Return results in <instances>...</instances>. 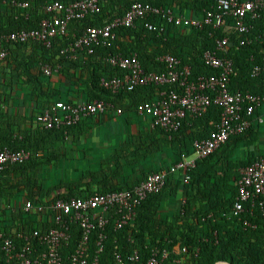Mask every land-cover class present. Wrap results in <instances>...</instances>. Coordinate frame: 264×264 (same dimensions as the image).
Returning <instances> with one entry per match:
<instances>
[{
  "label": "trees",
  "instance_id": "16d2710c",
  "mask_svg": "<svg viewBox=\"0 0 264 264\" xmlns=\"http://www.w3.org/2000/svg\"><path fill=\"white\" fill-rule=\"evenodd\" d=\"M54 1L0 0V37L39 29L43 20L55 15L45 9ZM60 1L68 4L72 0ZM136 2L201 19L217 0H99V14L70 21L68 36L54 38L50 48L36 41L8 43L0 39V52L7 51L0 63V149L31 153L29 161L0 172V234L20 247L25 244L21 235L32 239L34 232L43 234L55 227L50 219L52 213L25 212L27 202L36 207L49 206L58 200L132 190L148 176L170 170L184 157L189 158L194 143L208 139L220 121L221 109L213 104L201 116L187 114L176 133L153 127L152 118L139 114L140 106L160 100L163 93L175 87L150 85L133 91L121 88L114 93L103 86V80H124L127 71L112 66L110 57L135 54L146 72L162 74L166 67L160 58L170 55L182 66H189L191 80H195L216 74L204 64L203 55L216 47V40L227 37L228 57L234 62L230 89L264 97V77L251 75L255 66L264 63V45L255 41L264 33V16L249 20L253 28L246 35L224 29L213 32L207 25L201 29L178 27L152 16L135 27L118 29L111 45L95 47L92 54L70 52L71 44L84 31L123 16ZM15 3L29 6L21 8ZM148 22L157 30L149 31L145 27ZM241 40L252 43L241 46ZM46 66L52 69L50 76L44 73ZM96 100L112 105L107 114L84 118L76 126L50 130L39 121L40 115L59 101L76 105ZM244 117L247 118L245 113ZM118 118H122L120 123ZM249 121L251 125L245 133L231 137L211 156L197 160L194 168L170 174L163 190L150 195L137 209L133 225L117 230L116 216L108 214L100 264H115L117 255L124 264H147L155 251L159 258L167 251L164 264H172L180 258L174 252L176 245L186 249L183 264H264V216L259 209L253 214L233 212L241 170L264 157V106ZM107 122L121 128L118 137L108 141L113 143L111 149H101L97 159L83 170L68 173L65 164L72 161L71 149L80 152L78 148L88 142L92 131ZM69 232L71 237L61 253L65 261L84 236L76 223L70 224ZM99 233L94 231L89 238V258L96 255ZM37 247L46 251L44 246ZM135 253L138 258L132 260Z\"/></svg>",
  "mask_w": 264,
  "mask_h": 264
},
{
  "label": "built area",
  "instance_id": "2783aa9c",
  "mask_svg": "<svg viewBox=\"0 0 264 264\" xmlns=\"http://www.w3.org/2000/svg\"><path fill=\"white\" fill-rule=\"evenodd\" d=\"M15 5L21 8L29 6L28 3H15ZM45 9L48 13L55 15L43 20L39 29L3 35L0 39L8 43L36 41L50 48L54 38L68 36L70 21L99 14L101 6L99 0H72L68 4L56 0ZM152 16H160L169 24H175L178 27L201 29L207 25L212 27L213 32L224 29L226 32L246 35L250 34L253 28L249 20L254 21L264 16V0H217L216 6L206 11L201 19L177 14L170 8L136 2L123 16L114 18L103 27H91L84 31L71 44L70 52L77 54L80 51H87L92 54L95 47L111 45L118 29L135 27L137 22ZM145 27L149 31L157 30L156 26L149 22L145 24ZM255 41L264 45V33L258 35ZM251 43L241 40L240 44L247 46ZM228 46L227 37L216 40V47L203 55L204 64L216 71V74L201 76L195 80H191V68L182 66L180 60L170 55L160 58V62L166 67V72L162 74L146 72L135 54L130 57H110L108 62L112 66L127 71L124 80H103V86L114 93L121 88L133 91L137 87L150 85L175 87L169 93H163L160 100L140 106L139 114L152 118L153 127H160L169 134L176 133L187 114L191 117L201 116L214 104L221 109L220 121L215 131L208 139L194 143V152L189 158L184 157L170 170L148 176L132 190L97 194L86 199L58 200L49 206L36 207L31 202H27L23 208L25 212L41 214L50 212L52 213L50 219L55 227L43 234L34 232L32 239L21 235L19 238L25 243L21 247L13 239L0 234V264H100L99 255L104 251L103 242L106 239L105 230L109 223L108 214L112 213L116 216L117 230L133 225L137 217V209L150 195L158 194L163 190L170 174L180 169L194 168L197 160L211 156L231 137L245 133L251 125L249 117L258 108L264 106V97L230 89L234 62L228 57ZM6 56L7 51L2 50L0 63ZM43 70L48 76L52 74L49 66L44 67ZM251 75L254 78L264 77V63L255 66ZM111 107V104L102 100L91 103L79 102L76 105L59 101L45 110L40 115L39 121L46 130L72 127L84 118L107 114ZM244 113L247 118L244 117ZM118 114H121V111H118ZM30 158L31 153L25 150L0 149V172L5 171L9 166L23 164ZM185 182H188L187 178ZM248 204L249 207L246 209ZM257 209L264 216V157L241 170L238 197L233 212L235 215H241L247 211L253 214ZM72 223L80 226L84 236L74 253L68 257V261H65L61 253L71 237L69 231ZM94 231L100 232L98 250L93 258H89L88 241ZM33 240L38 244L35 245ZM38 245L44 246L46 251L39 250ZM183 250L186 251V249ZM137 256L135 253L132 260H137ZM167 257V251H163L162 258H159V252L155 251L147 264H164ZM115 261V264H124L120 255L116 256Z\"/></svg>",
  "mask_w": 264,
  "mask_h": 264
},
{
  "label": "rangeland",
  "instance_id": "374dc122",
  "mask_svg": "<svg viewBox=\"0 0 264 264\" xmlns=\"http://www.w3.org/2000/svg\"><path fill=\"white\" fill-rule=\"evenodd\" d=\"M117 121L118 123H120L122 121V118H118ZM116 127L117 126H112L111 122H107L106 124L97 127L98 131L97 129L96 131L95 129L92 131L93 135L88 137V142L86 147L78 148V151L80 152H76L77 148L76 149L72 148L69 153L71 158L70 160L72 161L70 162L68 161V163L65 164L66 165L65 167L68 168V173L71 174L72 171H74L75 169L83 170L86 167V165L96 160L99 154L95 153V156L97 157H94L93 152L99 151V143H101L103 146L107 145L111 149L113 143L110 144L107 141V139L113 140L118 137L121 128H116ZM261 131L264 132V124L261 125ZM89 149H91V152L89 151ZM83 156L86 157L83 160H81ZM59 171H60V175L63 176V172L65 171L64 164L63 166L61 165Z\"/></svg>",
  "mask_w": 264,
  "mask_h": 264
},
{
  "label": "crops",
  "instance_id": "0c3cea01",
  "mask_svg": "<svg viewBox=\"0 0 264 264\" xmlns=\"http://www.w3.org/2000/svg\"><path fill=\"white\" fill-rule=\"evenodd\" d=\"M258 119H262V117H259ZM260 122H261V120H260ZM97 129V128H96ZM96 129H95V131H96ZM97 131H98V129H97ZM91 135H93V133L91 134ZM90 135V136H91ZM89 136V137H90ZM107 141H109L108 139H107ZM106 143V142H105ZM86 145H87V143L86 144H84V145H81L82 146V148H84V147H86ZM80 146V147H81ZM107 149L108 147H107V145H106V147L105 146H103V145H101V143H99V151H94L93 153H94V157H97V156H95V153H98L99 154V152L101 151V149ZM89 151L91 152V149H89ZM174 204H172V206H173ZM173 210V209H172ZM174 252H175V254L177 255V256H179L180 258H178V260H175L174 262H172V264H183V259H182V255H184L185 253H186V251H184V250H182L181 249V246L180 245H176V247H175V249H174ZM181 254V255H180ZM167 259V258H166ZM224 263H226V262H224Z\"/></svg>",
  "mask_w": 264,
  "mask_h": 264
},
{
  "label": "water",
  "instance_id": "95a60500",
  "mask_svg": "<svg viewBox=\"0 0 264 264\" xmlns=\"http://www.w3.org/2000/svg\"><path fill=\"white\" fill-rule=\"evenodd\" d=\"M216 264H229V263H224V262H218Z\"/></svg>",
  "mask_w": 264,
  "mask_h": 264
}]
</instances>
